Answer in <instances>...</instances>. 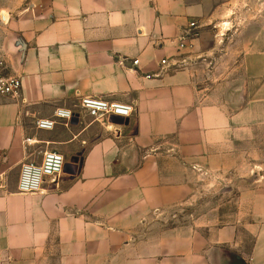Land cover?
I'll list each match as a JSON object with an SVG mask.
<instances>
[{"label": "crops", "instance_id": "1", "mask_svg": "<svg viewBox=\"0 0 264 264\" xmlns=\"http://www.w3.org/2000/svg\"><path fill=\"white\" fill-rule=\"evenodd\" d=\"M245 3L36 0L17 14L13 33L24 51L18 57L15 44L5 46L4 60L22 90L0 95V264H234L227 250L241 264H264V184L240 195L250 221L217 225L214 207L178 219L189 211L186 181L197 178L204 155L255 123L252 105L230 112L234 98L215 99L216 90L196 81L202 63L208 79L223 80L220 30H231ZM240 57L251 74L240 80H264V32ZM247 91L236 95L243 100ZM86 96L132 106L129 124L94 120L80 107ZM59 108L79 123L55 118ZM40 119L56 124L39 129ZM161 138H173L174 148L163 151ZM56 149L77 152L81 163L66 161L44 191L19 192L20 164ZM166 155L176 162L171 170L162 168Z\"/></svg>", "mask_w": 264, "mask_h": 264}, {"label": "rangeland", "instance_id": "2", "mask_svg": "<svg viewBox=\"0 0 264 264\" xmlns=\"http://www.w3.org/2000/svg\"><path fill=\"white\" fill-rule=\"evenodd\" d=\"M35 1L0 0V60H4V48L10 46L13 39L12 32H16L13 22L17 14ZM37 1L39 2V0ZM244 6L248 7L247 11L242 10ZM234 12V19L241 20L237 22L234 19L231 20L232 23L229 22L227 27L231 30H220V34L223 36L221 43L226 45L227 53L223 51V58L217 60L216 76L218 79L223 78V80H214L213 76L208 79V65L202 63L200 67L206 71L202 72V80L196 81L202 89L216 90L215 99L219 98L220 101L224 102L226 98H234L230 103V112L252 105L255 123L251 132L241 134L242 138L212 148L210 152L204 155L206 158L204 164L197 166L199 167L196 170L197 178L191 177L192 179L186 181V189L189 194L185 198L184 204L189 206V211L178 214L180 221L191 219L193 214H202L213 207L216 211L210 216L215 215L214 219L217 225L234 222L241 216L250 221L251 215L242 212L244 208L239 202L240 195L246 188H255L264 184L262 181L264 178V118H262V112H264V80H240L243 74L251 77L242 63L240 50L246 42L255 41L258 34L264 32V0H249V3L236 6ZM242 89L243 91L248 90V95L243 100L236 95ZM255 103L259 106L256 107ZM73 130L76 129L73 128ZM245 136L247 137L245 138ZM174 142L173 138H161L158 140V145L163 151L168 152L174 148ZM76 153L74 152L71 158L67 154L65 156L66 161L71 164H79L80 155ZM163 158L165 164H162V168L171 170L176 162L171 155ZM251 239L252 236L250 235L248 244ZM226 252L232 257L234 264H241L233 252L229 250Z\"/></svg>", "mask_w": 264, "mask_h": 264}, {"label": "built area", "instance_id": "3", "mask_svg": "<svg viewBox=\"0 0 264 264\" xmlns=\"http://www.w3.org/2000/svg\"><path fill=\"white\" fill-rule=\"evenodd\" d=\"M195 26V22L189 24L190 28H195ZM134 63H138V60ZM161 63H166V60H162ZM21 90V77L10 73L7 61L0 60V95L17 98L20 96ZM80 107L100 123H110V117L113 115L131 118L134 111L130 105L97 96L83 97ZM75 115L76 112L69 109L59 108L55 111V118L65 119L66 126L72 125ZM55 124V120L40 119L36 126L39 129H53ZM65 166V155L57 150H46L40 158H27L20 164L18 191L26 194L44 191L46 184L54 183L63 174Z\"/></svg>", "mask_w": 264, "mask_h": 264}, {"label": "water", "instance_id": "4", "mask_svg": "<svg viewBox=\"0 0 264 264\" xmlns=\"http://www.w3.org/2000/svg\"><path fill=\"white\" fill-rule=\"evenodd\" d=\"M12 36H13V39L11 40L9 47L12 48V46L15 44L17 46V51H15V52L18 53V57H21L22 53L24 51L25 44L22 41V39L20 38V36H18V34H16V33L14 34L12 32ZM110 122H113V123H116V124L128 125L129 122H130V119L129 118H124L122 116L113 115V116L110 117ZM78 123H79L78 114H76L75 117L72 120V124H78ZM134 134H137V132H135ZM69 172L72 175H75L77 173V170H75L73 172L72 171H69ZM256 178H257V176H256Z\"/></svg>", "mask_w": 264, "mask_h": 264}]
</instances>
